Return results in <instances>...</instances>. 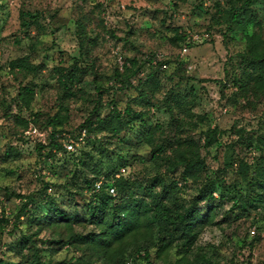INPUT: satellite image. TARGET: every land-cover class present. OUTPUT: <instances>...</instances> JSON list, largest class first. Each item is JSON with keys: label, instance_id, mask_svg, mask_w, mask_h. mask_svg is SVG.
<instances>
[{"label": "rangeland", "instance_id": "rangeland-1", "mask_svg": "<svg viewBox=\"0 0 264 264\" xmlns=\"http://www.w3.org/2000/svg\"><path fill=\"white\" fill-rule=\"evenodd\" d=\"M245 1L0 0V258L30 264L34 250L21 242L32 237L42 259L53 264L120 263H109L89 245L67 243L72 234L100 230L88 213L93 191L75 158L67 155L69 140L75 151L111 155L105 159H111L114 172H103L110 182L157 184L153 192L169 195L166 202L183 210L210 189L208 182L224 173L235 153L246 152L236 146L240 131L264 137V0L251 3L253 22L246 27L225 13L241 12ZM252 37L255 53L249 47ZM25 56L39 70L12 67ZM134 58L145 65L132 77L139 85L113 82L115 71L132 66ZM164 60L178 67L164 68L158 86L148 75ZM70 72L77 80L65 87L58 78ZM28 85L36 92L33 112L19 99ZM142 92L149 106H140ZM113 105L122 112L130 106L146 113L148 124L156 127L152 147L139 143L134 130L117 136L111 127L102 130L101 119H109L105 115ZM17 117L30 121L28 129ZM87 118L89 128L82 126ZM30 127L38 133L28 134ZM54 128L61 130L55 135L61 147L48 157L38 143L49 144ZM152 148H161L156 160H149ZM180 152L205 163L196 180L184 178L182 169L172 171ZM134 190L140 200L151 202L143 190ZM45 194L75 219L43 227L31 223L47 212ZM214 195V201H200V206L209 200L216 207L210 221L195 229L188 258L201 252L211 256L212 264H264V203L239 213L233 201ZM164 237L169 235L155 226L147 238L158 243ZM56 239L64 244H55ZM158 246L150 248L151 262L174 264V249L158 256Z\"/></svg>", "mask_w": 264, "mask_h": 264}, {"label": "trees", "instance_id": "trees-1", "mask_svg": "<svg viewBox=\"0 0 264 264\" xmlns=\"http://www.w3.org/2000/svg\"><path fill=\"white\" fill-rule=\"evenodd\" d=\"M253 1L246 0L241 12H235V10L226 11L229 21L235 22V25L237 24L240 27H246L250 22H253L250 10ZM183 40H185V36H183ZM255 41L253 37L249 39V47L252 53L257 51ZM131 63L132 66L125 65V70L122 72L117 69L111 78L112 81L128 87L139 85H133L132 77L139 74L145 65L136 58L131 60ZM170 64H175V70L177 69L178 63L176 62H171L170 60L158 61L155 71L148 75L156 82V85H162L161 75L166 72L163 66L166 65V68H168ZM12 67L30 71L39 70V66L30 63L27 56L14 60ZM169 77L173 78L171 75ZM58 80L67 87L68 81L73 83L77 80V77L74 72H70L68 75H60ZM177 94L176 92V98L178 99ZM35 97V89L29 85L22 87L19 92L21 106L29 112H33ZM140 97H142L140 106L146 107L150 105V100L145 92L140 93ZM101 115L102 112L100 111L96 116V121L101 119ZM105 116V118L109 117V119L106 122L101 119L102 130L111 127L113 135L116 136L123 131L134 130L139 143H143L148 147L154 145L156 127L148 124L144 111H136L128 106L122 112L113 105L111 111ZM17 120L28 129L29 120L21 117H17ZM91 123L92 120L90 121L87 118L82 126L89 128ZM59 131H61L60 128L52 130V138L49 144H45L42 141L38 143L43 152L48 151L46 154L48 157L53 156L52 149L59 145L58 140L55 139V135ZM245 132L240 131L238 134L236 146L246 150V152L244 154L235 153L226 163L224 173L215 176L208 182L207 188L210 189L206 192L202 191L195 203L183 210L175 208L166 202L169 195L164 194L161 196L153 192L152 188L158 186L157 184L132 186V182L125 178H118L114 183L110 182L103 175L105 169L109 168L108 171H111L110 167L113 165L110 162L111 159H105V156L111 158L110 154L100 157L84 150L68 151L67 155L75 158L77 166L86 177L85 183L87 187L93 191V200L88 203V213L91 215L90 220L99 225L100 230L72 234L67 243L89 245V247L96 249L98 252L102 251L103 256L107 258L109 263H114L116 259H119V264H126L128 261H131L132 264H153L150 260V248L153 245H159L158 256L170 248L174 249V264H212L211 256H207L205 253L195 252L196 255L193 260L188 258V255L192 252V245L197 239L195 229L210 221L216 207L209 200L205 206H200V201L207 199L214 201L216 200L214 193L218 192L221 200L229 199L233 201V206L238 209L239 213H244L248 211L249 207H257L259 204L264 203V137L255 131L247 132V134ZM60 147L59 145V149ZM159 151H161V148H152L149 160H156ZM250 153H254V158L250 159ZM179 157L172 164V171L178 172L182 169L184 178L196 180L195 177L199 175L205 164L203 160L188 157L182 152L179 153ZM113 172H108L107 175H111ZM102 177H105L103 184L100 189H97L96 183ZM196 182H199V179ZM203 183L204 181L200 182L201 185ZM111 186L115 187L116 194L110 193L109 189ZM135 187L143 190L144 195L150 198L151 202L140 200L136 196ZM42 200L48 205L47 212L33 217L30 220L31 223L43 227L51 226L55 222H72L75 219L73 214L57 204L53 196L45 194ZM155 226L161 231H166L169 238L164 237L158 243L156 241L150 243L151 239L149 240L147 237ZM176 241L181 243L175 244ZM28 243L31 244L34 250L30 258V264H53L49 260L42 259L38 246L32 237H27L25 241L21 242L22 248H25ZM54 243L64 244L61 239L54 240ZM0 264H7V262L0 258ZM17 264L22 263L19 262Z\"/></svg>", "mask_w": 264, "mask_h": 264}, {"label": "built area", "instance_id": "built-area-1", "mask_svg": "<svg viewBox=\"0 0 264 264\" xmlns=\"http://www.w3.org/2000/svg\"><path fill=\"white\" fill-rule=\"evenodd\" d=\"M189 50H188V47H187V45H185L184 47H183V53H187ZM164 68H166L167 66L166 65H164L163 66ZM31 133H38V130H37V128L36 127H30L29 128V131H28V134H31ZM65 147H66V149L68 150V151H75L76 149H75V142H74V140H69L68 141V143H66L65 144ZM103 179H101V180H99L97 183H96V188L97 189H100L101 188V186H102V184H103ZM109 191H110V193L111 194H116V189H115V187L114 186H111L110 187V189H109ZM126 264H132V262L131 261H128V262H126Z\"/></svg>", "mask_w": 264, "mask_h": 264}]
</instances>
